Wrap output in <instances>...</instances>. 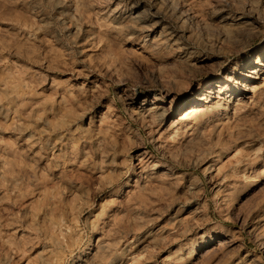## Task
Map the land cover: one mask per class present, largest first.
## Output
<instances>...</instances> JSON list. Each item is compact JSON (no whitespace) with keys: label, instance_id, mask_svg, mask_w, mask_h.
Listing matches in <instances>:
<instances>
[{"label":"rangeland","instance_id":"rangeland-1","mask_svg":"<svg viewBox=\"0 0 264 264\" xmlns=\"http://www.w3.org/2000/svg\"><path fill=\"white\" fill-rule=\"evenodd\" d=\"M0 264H264V0H0Z\"/></svg>","mask_w":264,"mask_h":264},{"label":"bare ground","instance_id":"bare-ground-1","mask_svg":"<svg viewBox=\"0 0 264 264\" xmlns=\"http://www.w3.org/2000/svg\"><path fill=\"white\" fill-rule=\"evenodd\" d=\"M234 91H236V87H234V89H233ZM205 97L204 96H199V97H197L195 100H203ZM198 102V101H197ZM195 103V102H194ZM186 110H188L187 111V113H185L186 115H190V116H198V115H200L201 114V111L200 110H202V108H201V104H198V105H191V106H189Z\"/></svg>","mask_w":264,"mask_h":264}]
</instances>
